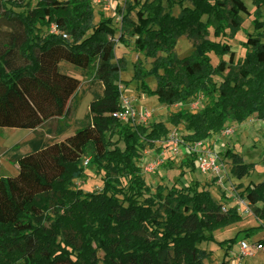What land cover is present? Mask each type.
I'll list each match as a JSON object with an SVG mask.
<instances>
[{"label":"trees","instance_id":"1","mask_svg":"<svg viewBox=\"0 0 264 264\" xmlns=\"http://www.w3.org/2000/svg\"><path fill=\"white\" fill-rule=\"evenodd\" d=\"M251 1L255 34L235 62L221 40L243 30L245 0H123L115 16L99 12L98 21L91 0H0V20L17 28L0 39V128L35 131L56 119V135L64 137L40 136L5 152L18 175L0 178V264H206L210 253L202 244L243 218L237 208L224 212L198 183L150 189L140 161L170 131L165 123L120 120L121 87L130 82L121 79L127 62L116 50L133 43L153 60L148 70L138 60L134 80L161 104L184 106L202 94L200 111H180L167 123L184 127L186 143L210 140L229 122L264 120V0ZM54 25L59 34L51 33ZM184 36L194 51L181 59L176 47ZM69 68L89 82L92 99L82 120L75 118L85 95ZM150 77L155 90L145 83ZM224 155L236 176L255 170L237 153ZM185 165L195 169V156ZM90 167L102 175V189L74 188ZM243 198L261 225L221 242L222 264L235 244L264 232V182L249 185Z\"/></svg>","mask_w":264,"mask_h":264},{"label":"rangeland","instance_id":"2","mask_svg":"<svg viewBox=\"0 0 264 264\" xmlns=\"http://www.w3.org/2000/svg\"><path fill=\"white\" fill-rule=\"evenodd\" d=\"M65 1V0H59ZM245 4L248 8V15H243L244 24L243 30L237 34L234 39H222L221 41L227 43L228 49L234 53L235 62L241 61L245 58L248 48L246 43L249 36L255 34L254 28V13L256 7L253 6L251 0H245ZM96 20H99V12H103L106 16H115V9L117 5H123V0L119 2L116 0H109L106 4H95ZM179 9H176L175 13L178 15ZM119 23L120 19H116ZM62 24V21L60 22ZM17 28L5 20H0V39L6 38ZM213 39V38H212ZM214 40V39H213ZM220 41V40H216ZM194 51V41L187 37H182L178 41L176 47L177 56L181 59L190 56ZM116 57H124L127 62V69L121 74V79L126 82H130L128 89H124V95H126L134 108L137 111H143L144 109L152 113V118L145 124L150 127L155 123H165L169 128L170 134H177L179 137L186 135V130L183 126L175 128L167 123L168 118L172 114H177L180 111L198 112L206 104L207 99L199 94L188 105H177L174 107H167L159 102L156 96L146 95L141 89V83L134 80L135 64L138 60L143 62L145 69H150L153 60L146 59L141 53H137L134 49L133 43L129 47L122 45L118 46L116 50ZM214 66L219 63L218 58L215 55H211ZM225 60L229 62L230 55L225 57ZM19 64H23V60L19 58ZM69 73L81 80L80 93L84 94L82 104L78 110L75 119L82 120L89 109V104L92 97L89 95V82L83 78L80 73L73 68H69ZM216 81L220 82V78H216ZM145 83L152 89L157 88V81L154 77H150L145 80ZM198 103L197 108H193ZM75 119L71 120V123ZM58 120H52L45 124L41 129L37 131L30 130H12V133L8 135L7 146L12 148L15 145H26L29 141L43 136L45 140H62L64 137H58L56 135ZM226 126H233L234 134L228 138H220L215 136L210 139L209 146L221 152V162L219 163L221 168L220 175L202 174L198 168L195 169L187 167L185 162L189 157L183 148L180 149L179 154H173V150L170 144L165 140L164 142L157 143L155 149H147L142 156L140 166L143 169V175L147 185L154 192L159 186L171 188L178 186L180 188H187L198 183L200 189L208 190L212 196L223 204L225 209L237 208L239 214L243 220L237 224H233L222 230H218L214 233V241L203 243L201 248L210 253V258L206 261V264H222L226 254V249L220 246V243L229 240L236 236V234L245 229L257 227L261 225L257 217L254 214L253 208L243 198L244 190L251 184L258 185L264 182V120L259 119L256 115L250 117L245 123L237 124L235 122H229ZM71 134V133H70ZM117 140V138H115ZM123 147V145H121ZM161 148L159 152L158 149ZM8 149V150H9ZM231 151L239 154L243 162L247 165L253 164L255 170L250 174H243L236 176L232 173V161L225 157V153ZM161 162L159 166L152 173L145 172V168L151 164ZM85 166V164H84ZM88 179L85 181H75L74 188L82 189L85 192H96L102 189V175L97 173L95 167L87 169ZM182 174H184L182 176ZM261 207V205H259ZM249 243H256L264 241V232L251 238L245 239ZM240 243V242H239ZM239 243L235 244L229 251L228 261H235L236 254L239 250ZM244 264H264V252H257L253 256L248 257Z\"/></svg>","mask_w":264,"mask_h":264},{"label":"built area","instance_id":"3","mask_svg":"<svg viewBox=\"0 0 264 264\" xmlns=\"http://www.w3.org/2000/svg\"><path fill=\"white\" fill-rule=\"evenodd\" d=\"M95 4H106L109 0H91ZM51 33L59 34L60 31L57 25L51 27ZM67 38L66 35H64ZM123 91L122 94V112L118 115L120 120L124 123H130L131 125H145L153 116L152 113L148 110L144 109L143 111H137L134 106L132 105L130 99L124 95V89L121 87ZM198 103L193 106V108H197ZM234 134L233 126H226L225 129L219 135L220 138H228ZM167 142L170 144L173 154L178 155L181 148L184 149L185 153L188 156H195L196 165L198 170L202 174H213V175H220L221 168L219 163L221 162V157L219 152L214 146L212 148L209 146V141H202L196 143H186L182 137H179L177 134H171L166 139ZM89 160H86L85 166H87ZM159 166H161V162H157L156 164H151L145 168V172L152 173L155 171ZM246 201V200H245ZM250 205V204H249ZM224 212L227 209H223ZM264 252V244L261 242L256 243H249L246 240H243L239 243V250L236 254V259L233 262L229 261V264H244L245 260L253 256L257 252Z\"/></svg>","mask_w":264,"mask_h":264},{"label":"crops","instance_id":"4","mask_svg":"<svg viewBox=\"0 0 264 264\" xmlns=\"http://www.w3.org/2000/svg\"><path fill=\"white\" fill-rule=\"evenodd\" d=\"M12 130H15V129L0 128V178L1 177H15L18 175L17 167L10 164L4 158L5 152L9 149L6 142L9 138L8 135L12 133Z\"/></svg>","mask_w":264,"mask_h":264}]
</instances>
